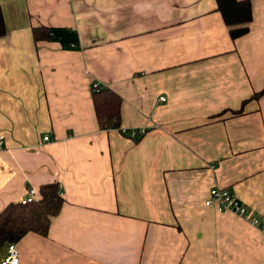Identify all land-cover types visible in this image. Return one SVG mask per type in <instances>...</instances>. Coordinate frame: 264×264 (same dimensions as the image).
Here are the masks:
<instances>
[{
    "label": "crops",
    "instance_id": "0c3cea01",
    "mask_svg": "<svg viewBox=\"0 0 264 264\" xmlns=\"http://www.w3.org/2000/svg\"><path fill=\"white\" fill-rule=\"evenodd\" d=\"M250 5L232 36L217 0H0V212L49 182L64 198L46 235L15 241L18 264H264V232L205 203L225 187L264 219V0ZM94 82L121 95L120 127L100 128Z\"/></svg>",
    "mask_w": 264,
    "mask_h": 264
},
{
    "label": "trees",
    "instance_id": "16d2710c",
    "mask_svg": "<svg viewBox=\"0 0 264 264\" xmlns=\"http://www.w3.org/2000/svg\"><path fill=\"white\" fill-rule=\"evenodd\" d=\"M217 2L232 36L244 34L252 18L250 0H217ZM57 29L40 25L33 26L32 31L36 40L54 39L58 37ZM61 29L67 30V28ZM5 31L0 7V36ZM61 41L65 47H78L75 40L63 38ZM92 97L100 128L120 127L121 95L111 87L99 84L93 87ZM39 193L37 199L10 202L0 212V241L15 242L28 231L43 235L48 233L51 218L59 212L64 198L60 193L59 185L54 182L42 184Z\"/></svg>",
    "mask_w": 264,
    "mask_h": 264
},
{
    "label": "built area",
    "instance_id": "2783aa9c",
    "mask_svg": "<svg viewBox=\"0 0 264 264\" xmlns=\"http://www.w3.org/2000/svg\"><path fill=\"white\" fill-rule=\"evenodd\" d=\"M99 85L94 82V86ZM164 100L165 97L161 96ZM45 139L48 136H44ZM30 194L35 195V189L30 190ZM207 205H214L220 210H232L239 216L250 221L251 224L256 226L262 232H264V219L256 215L247 205H245L237 196L231 193L227 188L214 186L210 190L209 197L205 200ZM19 262V250L15 242H9L7 244V252L4 258L0 261V264H18Z\"/></svg>",
    "mask_w": 264,
    "mask_h": 264
}]
</instances>
